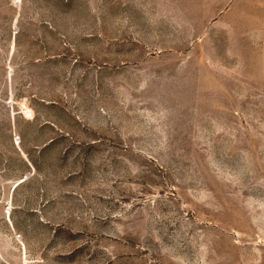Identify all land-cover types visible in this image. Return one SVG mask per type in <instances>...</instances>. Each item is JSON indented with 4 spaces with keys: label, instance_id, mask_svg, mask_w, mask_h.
Wrapping results in <instances>:
<instances>
[{
    "label": "rangeland",
    "instance_id": "rangeland-1",
    "mask_svg": "<svg viewBox=\"0 0 264 264\" xmlns=\"http://www.w3.org/2000/svg\"><path fill=\"white\" fill-rule=\"evenodd\" d=\"M0 264H264V0H0Z\"/></svg>",
    "mask_w": 264,
    "mask_h": 264
},
{
    "label": "bare ground",
    "instance_id": "bare-ground-1",
    "mask_svg": "<svg viewBox=\"0 0 264 264\" xmlns=\"http://www.w3.org/2000/svg\"><path fill=\"white\" fill-rule=\"evenodd\" d=\"M26 112V111H25Z\"/></svg>",
    "mask_w": 264,
    "mask_h": 264
}]
</instances>
